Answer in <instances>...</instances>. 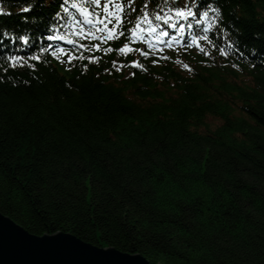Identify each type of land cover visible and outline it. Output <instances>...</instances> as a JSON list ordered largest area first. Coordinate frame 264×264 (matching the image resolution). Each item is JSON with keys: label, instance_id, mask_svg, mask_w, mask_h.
<instances>
[{"label": "trees", "instance_id": "obj_1", "mask_svg": "<svg viewBox=\"0 0 264 264\" xmlns=\"http://www.w3.org/2000/svg\"><path fill=\"white\" fill-rule=\"evenodd\" d=\"M125 1L128 18L152 22L191 8ZM197 1L173 34L191 24L206 38L199 53L160 61L124 18L112 53L68 70L39 39L63 0L29 12L33 0H0V33L16 35L0 43V212L34 235L68 233L151 264H264V0ZM34 50L41 60L27 61ZM13 55L35 67L13 68Z\"/></svg>", "mask_w": 264, "mask_h": 264}, {"label": "water", "instance_id": "obj_2", "mask_svg": "<svg viewBox=\"0 0 264 264\" xmlns=\"http://www.w3.org/2000/svg\"><path fill=\"white\" fill-rule=\"evenodd\" d=\"M0 264H150L140 254L101 248L68 233H28L0 213Z\"/></svg>", "mask_w": 264, "mask_h": 264}, {"label": "snow or ice", "instance_id": "obj_3", "mask_svg": "<svg viewBox=\"0 0 264 264\" xmlns=\"http://www.w3.org/2000/svg\"><path fill=\"white\" fill-rule=\"evenodd\" d=\"M99 3H100V0H95L96 6H99ZM68 4H69V0H64L63 5H61L63 13L67 14V16L70 17L72 22L79 23L81 26L87 25L93 29H96L98 26H100L103 28V30L105 32H111V30L108 29V24L113 23V22L115 24H120V22H121V15H117L116 13H113L114 21H113V19L109 18V16L107 15V9H108L107 3H105V5H104L105 13H106L104 17H100L98 12H96L95 15H92V13H89L87 11V9L82 7L80 4L75 3V2L71 3V8L79 9L80 13L83 15L84 19H82L80 21H77V17L69 11V7L67 6ZM33 7H35V0H33V2H31V3H28L27 7L23 8L22 11L29 12L33 9ZM115 9H116V12H119L121 9V5L116 4ZM209 11L215 13L216 9L212 8L211 5H209L208 10L203 11L201 13V15L206 18L209 16ZM93 12H95V8L93 9ZM175 13H176V19H180V18L187 19L188 17H195L197 15V13L193 12L191 10V8L185 10L184 8H181V7H177L175 9ZM0 14H5V9L3 7H0ZM122 15L124 16V18L126 19V22L128 24H132V23L136 24V27L130 29L132 39L148 42V46L150 48L155 47V45H153L152 43L149 42L150 38H156L157 40H159L160 37H164V36L169 35V32L167 30L168 28H172V29L177 28V23H175L169 17L161 16L159 13L156 14L155 19L161 21V25H156L150 21L148 23V26L146 28H143V29H141V20L144 18H147V16H148L147 12L143 13V17H137L135 19L128 18L126 14H122ZM56 17L60 20H65V17L62 16L61 12H57ZM196 22H197V24L199 23V21H196ZM68 26L71 27V25H68ZM184 27H185V25L183 23L179 24L180 29H184ZM187 27L191 28L192 25L188 24ZM137 29H141L139 33L137 32ZM81 34L82 33L77 32V35H81ZM120 34H123V32H121ZM148 34H150V35H148ZM183 34H184L183 31L177 33V35L180 38L183 37ZM5 35H8V33H5ZM18 38L20 41L23 42V45L26 46L29 44L30 37L28 35H20ZM55 38L56 37H54V36L49 37V39H55ZM99 38L105 39V37L103 35H101ZM59 39L63 40V39H65V37L59 36ZM107 39H113V36L110 34V35H108ZM173 39L176 40V37H173ZM160 42L165 43L167 41H160ZM176 42L179 43V40H176ZM69 43H75V41L70 40ZM197 46H199V45H197ZM95 47L99 48V44L95 45ZM118 50L121 53H124V52L131 53L133 51V49L131 47H128V45H124L123 47H120ZM40 51L44 52L45 49L41 48ZM60 51H61V53L65 52V50L63 48H61ZM143 54H144V56L149 55L148 52H144ZM52 55L56 56L57 53L55 51H53ZM31 59L38 61V60H41V56L34 54L31 57ZM67 59L69 61H71L73 59V57L71 55H68ZM7 60L11 62V66L13 68L20 67V66L33 67V68L35 67L34 64L33 65L26 64L25 58L22 56H16V55L9 56V57H7ZM133 64H135V66L137 68L143 67L142 64H140L136 61H133ZM185 67H187V65H185Z\"/></svg>", "mask_w": 264, "mask_h": 264}, {"label": "bare ground", "instance_id": "obj_4", "mask_svg": "<svg viewBox=\"0 0 264 264\" xmlns=\"http://www.w3.org/2000/svg\"><path fill=\"white\" fill-rule=\"evenodd\" d=\"M183 1H185L187 4L189 3L190 5V7L192 8V6L193 5H197L198 4V1L197 0H183ZM206 4L208 3V2H206L205 0H203ZM71 6V5H70ZM181 7H184L183 5H181ZM71 7H69V9H70ZM80 13H78V14H76V17H77V15H79ZM3 15H7V14H3ZM2 16V15H1ZM16 17V16H15ZM78 17H80V18H78V19H83V16H78ZM55 19V16H53L52 18H51V20L50 21H53ZM3 33V32H2ZM2 33H0V43H6V41H9V43H14V41H15V39L14 38H16V35H13V37L9 34L10 33V29L8 30V31H5V33H8V35H6V36H4V35H2ZM4 39V40H3ZM16 40H18V39H16ZM17 43H16V45H22V43L21 42H18V41H16ZM60 42H63V41H60ZM205 42H203L202 44H200V49L202 50L203 49V44H204ZM1 45V44H0ZM41 46L42 47H45L46 49H49L50 51H55L56 53H57V55L59 56V57H61V59H57V58H55L56 60H58V61H61L64 65V67H67L68 68V70H70L69 69V66L70 65H74V64H76L77 66H80L81 64L79 63L80 61H81V59L80 58H78V57H76V56H74L73 55V51H71L70 50V52L69 51H66L65 50V52L64 53H61V51H60V49L59 50H54V49H52V48H49V46L48 45H46V44H41ZM33 47L36 49V50H38L37 49V45H36V43L34 42L33 43ZM236 49V48H235ZM171 52L172 51H170V53L169 54H171ZM34 55V53L32 54V56ZM68 55H71L72 57H73V59L71 60V61H69L68 59H67V56ZM131 55L133 56V58H135L136 57V59H138L137 58V55H136V53L134 54L133 52H131ZM165 55H168V54H165ZM5 56H6V54H5ZM26 56H27V61H29V60H32L31 59V57L32 56H29V54H26ZM51 59V58H50ZM159 60L161 61V60H164L163 58H159ZM35 61H37V60H35ZM84 61H86V60H84ZM4 62V61H3ZM53 62H55V63H57L55 60L53 61ZM9 64L11 65V62L9 61ZM59 64V63H58ZM129 67L131 68H134V64L133 63H130V65H129ZM117 250V249H116ZM132 255H135V254H132Z\"/></svg>", "mask_w": 264, "mask_h": 264}, {"label": "rangeland", "instance_id": "obj_5", "mask_svg": "<svg viewBox=\"0 0 264 264\" xmlns=\"http://www.w3.org/2000/svg\"><path fill=\"white\" fill-rule=\"evenodd\" d=\"M208 122L214 127V126H217V125H219L220 124V122L219 121H216L214 118H212V117H210L209 119H208ZM4 217H8L9 219H11L9 216H7V215H5V214H3L2 212H0ZM12 221H14L13 219H11ZM14 223H16L15 221H14ZM17 224V223H16ZM17 225H19V224H17ZM21 226V225H20ZM22 227V226H21ZM23 229H25L24 227H22ZM26 230V229H25ZM27 231V230H26ZM28 232V231H27ZM28 233H30V232H28ZM31 235H34V234H32V233H30ZM55 234H57V233H55ZM51 235H54V234H51ZM34 236H38V235H34ZM42 236H45V235H42ZM42 236H38V237H42ZM127 254H129V253H127ZM151 264V263H150Z\"/></svg>", "mask_w": 264, "mask_h": 264}]
</instances>
